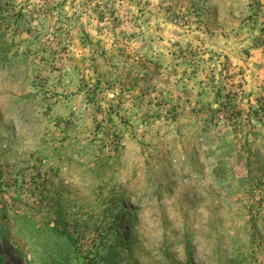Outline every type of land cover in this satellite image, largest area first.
I'll return each instance as SVG.
<instances>
[{
  "label": "rangeland",
  "instance_id": "374dc122",
  "mask_svg": "<svg viewBox=\"0 0 264 264\" xmlns=\"http://www.w3.org/2000/svg\"><path fill=\"white\" fill-rule=\"evenodd\" d=\"M0 264H264V0H2Z\"/></svg>",
  "mask_w": 264,
  "mask_h": 264
},
{
  "label": "trees",
  "instance_id": "16d2710c",
  "mask_svg": "<svg viewBox=\"0 0 264 264\" xmlns=\"http://www.w3.org/2000/svg\"><path fill=\"white\" fill-rule=\"evenodd\" d=\"M0 2H2V0H0Z\"/></svg>",
  "mask_w": 264,
  "mask_h": 264
}]
</instances>
